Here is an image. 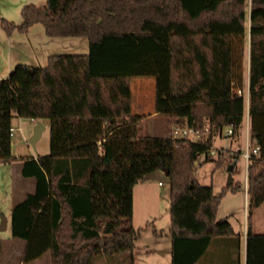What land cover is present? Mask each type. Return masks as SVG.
<instances>
[{"label": "trees", "instance_id": "obj_1", "mask_svg": "<svg viewBox=\"0 0 264 264\" xmlns=\"http://www.w3.org/2000/svg\"><path fill=\"white\" fill-rule=\"evenodd\" d=\"M0 19L8 33L42 23L51 37L90 38L87 53L56 55L46 67L18 66L0 79V160L15 157V112L50 126V152L28 156L22 166L35 189L12 207V234L27 241L25 263L47 251L52 264H93L94 252L132 250L134 186L163 167L170 178L171 264H194L215 237L235 234L217 212L224 195L243 183L215 193L197 179L196 160L224 127L232 125L235 138L241 132L247 104L238 92L244 84L237 46L249 37V136L260 152L247 168L246 264H264V232L252 222L264 202V0H251L250 8L249 0H47L24 5L19 23ZM137 75L155 77V110L170 131L209 121V139L144 134L145 116L132 111ZM228 149L218 166L240 153ZM102 230L115 235L112 241ZM79 233L88 240L84 252L68 250L66 237ZM2 251L0 238V264Z\"/></svg>", "mask_w": 264, "mask_h": 264}, {"label": "rangeland", "instance_id": "obj_2", "mask_svg": "<svg viewBox=\"0 0 264 264\" xmlns=\"http://www.w3.org/2000/svg\"><path fill=\"white\" fill-rule=\"evenodd\" d=\"M47 0H0V17H5L9 21L19 23L21 21V11L26 4L44 5ZM251 0H249L250 8ZM19 21V22H18ZM250 20L248 19V27ZM38 28H41L43 34H39V31L34 29L31 34H27L28 31L19 30L18 33L12 39V60L14 67L18 62L25 61L27 67H33L37 65L47 66L48 53H87L90 48V38L87 34H75L68 36L50 37L45 30L42 23H38ZM4 30V31H3ZM0 31L7 32L1 25L0 19ZM8 33V32H7ZM51 40V41H50ZM249 37L245 43H240L237 46L238 50L243 52L238 55L239 70L242 72L243 88L242 93L246 98V110L249 107ZM0 73L3 72L8 75L7 67L9 66V54H7L8 47L3 40L0 39ZM242 48V49H241ZM9 52V51H8ZM132 89V104L133 112H143L148 114L153 105L154 93H155V77L153 75H137L131 79ZM143 101V109L139 110L138 102ZM48 126L42 131L40 137L35 144L32 141L35 126L37 124L31 117H21L16 112L13 118V124L22 125V132L24 138L20 141V150L15 149L17 153L23 155H44L50 152V126L49 120L45 119ZM152 119H147L144 124V134L153 135ZM228 126L224 127L223 134L217 135L214 141V145L218 147L232 148L233 152L240 151L233 157L232 164L234 167L235 182H242L245 187L248 188V166L246 158L243 152L247 148V144L252 147L254 142L250 136H246L245 132H240L236 138L227 134ZM18 135H13V139L16 141L17 137H21V130H18ZM167 135L170 133V127L164 131ZM220 156H214L213 159H209L206 153H202L196 160V176L197 179L206 185H213L215 193H220L221 190L227 186L229 180V165L218 166L217 163L220 160ZM250 161V160H249ZM249 164V162H248ZM149 174H153L154 187L159 191H162L159 204L157 206L158 213V229L159 232L163 230L166 233L170 227V178L168 174L162 169L158 168L151 171ZM28 181L22 182L21 171L13 169L10 163H0V225L2 222V216L5 215L8 218L11 217L12 205L23 199V191L28 187H31L35 183V178L30 177ZM158 181H161L159 184ZM31 189V188H30ZM165 192V194H164ZM144 208L140 209L137 204L136 218L133 221V225L136 228V237L133 240V249L130 251H124L120 253H93V264H152L158 262H152L153 259H160L163 261L165 256L167 257L169 252V246L171 243V237L167 234H162L159 241H155L153 233L152 223H148L145 218L146 212H143ZM248 202L246 203L244 190L237 192L228 191L226 195L221 199L219 210L217 212V219H228L237 229L242 232L245 228V222L248 218ZM253 228L256 232H264V202L255 207L252 214ZM130 220V219H126ZM153 220V219H152ZM127 222V221H125ZM160 224V225H159ZM70 232V231H69ZM101 234L103 240L112 241L115 235H106L102 230ZM0 237L3 243L2 251V264H52L50 251L45 252L39 258L30 262L23 261V252L26 247L27 241L24 238L16 237L12 234L11 220L9 221L5 229H0ZM66 247L73 252H84L85 245L88 243L85 237L80 233L74 238L66 237ZM70 242V243H68ZM69 246V247H68ZM157 248L159 252L154 254L153 249ZM162 263V262H161Z\"/></svg>", "mask_w": 264, "mask_h": 264}, {"label": "crops", "instance_id": "obj_3", "mask_svg": "<svg viewBox=\"0 0 264 264\" xmlns=\"http://www.w3.org/2000/svg\"><path fill=\"white\" fill-rule=\"evenodd\" d=\"M34 29L39 31V34H43L41 28H38V23L33 24L26 33L31 34L32 31H34ZM18 31L19 30L16 28L11 33L0 31V39L3 40V44L5 42L7 47H8V50L6 52H7V54H9V61H10L9 66L6 69L7 72H9L8 75H5L6 72L5 73L1 72L0 73V79L8 77L9 74L18 66L27 67V65H26L27 63H25V61H23L24 63H22L21 61H16V62H18L17 63L18 65L16 67H14L13 63H11V60H12L11 43H12L13 37L16 35V33H18ZM0 53H1V48H0ZM48 54L49 55H47L48 56L47 59H48V64H49L51 62V60H53V58L56 55L71 54V53H66V52H60V53H54L53 52V53H51V52H49ZM35 67H44V66L37 65L35 63L33 65V67H30V68H35ZM181 99H185V98L182 97ZM143 105H144L143 101L138 102L139 110L143 109ZM132 108H133V104H132ZM135 113H140V114H143L145 116L143 118V125L145 124L147 119H150V118L152 119L153 127L151 130H153V132H154L153 135H160V136L166 135L164 133V131H166L168 129L167 121L165 118L166 116L161 114V113L156 112V110H155V93H154L153 105H152V108L150 110L149 116H148V114L143 113V112H135ZM32 119L36 122L39 120L36 118L35 119L32 118ZM42 120L45 123V128H46L48 126V124H47V122H45V119H42ZM15 126L21 127V129H20L21 130V137H17L16 141L14 139L12 140V152H13V155L15 157H14V159H11V160H0V163H10V164H12L13 169H15L17 171H21V174H22V166H23L25 158L28 156H33L34 158H37L40 155L34 154V155H28L27 156V155H23L22 153H17L15 151L16 148H17V150H20L19 149L20 148V141L24 138V133L22 132V130H23L22 125L18 124ZM249 128H250V115H249V107H248V110H246L245 120H244L243 126L241 128V132L244 131L245 135L249 136ZM17 131L15 132L14 136L16 135V133L18 135ZM170 133H171V131H170ZM232 174H233V182H234L235 181L234 173H232ZM152 175L153 174H149V173L146 174L143 177V179H141L139 182H137L136 185L134 186V190H133V207H134L133 221H135L137 204H139L140 209H142V207H143L144 211L143 210L142 211L146 212L147 217L145 218V220L148 223H152V225H153L152 227H153V233L155 236L154 237L155 241H159V239L161 238V235L162 234L169 235V231L166 233V231L164 230V227H163V230L161 232H159V229H158V223L157 222L159 220H158V213H156L157 212L156 208L159 204L160 197L162 196V191H159L158 189H156L154 187L153 184L155 182L154 181L155 179H154V177H152ZM27 179H30V177H25L22 174V182L28 181ZM158 182H159V184L161 183V181H158ZM34 189H35V183L33 185H31V187L24 189V191L22 193L23 196L25 197L28 192H31ZM241 190H244V195H245V199H246V203H247L248 202V189L244 185V188ZM164 194H165V192H164ZM15 203H13L12 207L14 206ZM218 210H219V208H218ZM10 220H11V217L8 218V223ZM170 226H171V219H170ZM233 228L235 231L234 235L215 237L212 240L207 252L204 253L199 258V260L194 264H246V261H247V230H248L247 222H245V228L242 232L237 231V229L235 228L234 225H233ZM153 251H154V254L159 252L157 248H154ZM168 252H169L168 256L167 257L165 256L163 261H160V259H153V260H151L152 262H158V263H152V264H171V261H172V244L171 243H170ZM109 255H112V254H109Z\"/></svg>", "mask_w": 264, "mask_h": 264}, {"label": "built area", "instance_id": "obj_4", "mask_svg": "<svg viewBox=\"0 0 264 264\" xmlns=\"http://www.w3.org/2000/svg\"><path fill=\"white\" fill-rule=\"evenodd\" d=\"M238 92H242L241 89H238ZM35 119V118H34ZM20 126H11V135L13 136L17 130H20ZM233 132L232 125L228 126L227 134L230 135ZM172 135L175 137H185L187 139L191 140H203L207 141L209 137L211 136V124L210 122H206L203 128H196L193 126H188V125H179L176 124L173 126V129L171 131ZM260 152V147L259 145H253L250 147L247 144L246 150L243 152L244 157L246 158L247 161V166L250 158L252 155H257ZM232 151H230L227 147H218L214 144H212L206 152L207 155H212V156H227L231 154ZM248 184V183H246Z\"/></svg>", "mask_w": 264, "mask_h": 264}, {"label": "water", "instance_id": "obj_5", "mask_svg": "<svg viewBox=\"0 0 264 264\" xmlns=\"http://www.w3.org/2000/svg\"><path fill=\"white\" fill-rule=\"evenodd\" d=\"M33 69V68H31ZM45 129V123L43 122L42 119H39L37 121V124L35 126V130H34V134L32 136V141L33 143L35 144V142L37 141V139L40 137L42 131ZM163 170H165L166 174H168V169L163 167L162 168ZM232 169H233V164L231 163L229 165V180H228V183H231L233 181V174H232ZM8 225V217L3 215L2 216V222H1V225H0V229H5Z\"/></svg>", "mask_w": 264, "mask_h": 264}]
</instances>
